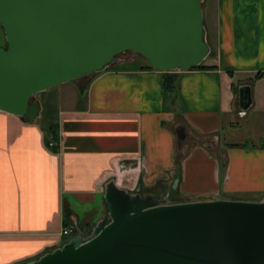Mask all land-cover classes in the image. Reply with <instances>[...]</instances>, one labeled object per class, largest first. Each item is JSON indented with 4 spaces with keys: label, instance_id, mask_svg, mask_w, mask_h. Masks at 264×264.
<instances>
[{
    "label": "crops",
    "instance_id": "crops-1",
    "mask_svg": "<svg viewBox=\"0 0 264 264\" xmlns=\"http://www.w3.org/2000/svg\"><path fill=\"white\" fill-rule=\"evenodd\" d=\"M205 28L215 69L170 72V92L160 71L114 68L35 94L32 122L0 112V264L60 247L63 228L91 230L110 179L161 198L264 197V144H222L238 88L250 87L251 108L264 80V0H216Z\"/></svg>",
    "mask_w": 264,
    "mask_h": 264
},
{
    "label": "water",
    "instance_id": "water-1",
    "mask_svg": "<svg viewBox=\"0 0 264 264\" xmlns=\"http://www.w3.org/2000/svg\"><path fill=\"white\" fill-rule=\"evenodd\" d=\"M204 0H0V112L32 122L33 96L104 72L130 52L162 73L196 69L210 46ZM251 105L238 88V107ZM177 145L185 141L175 130ZM104 214L88 236L24 264H264L259 201L134 193L104 184Z\"/></svg>",
    "mask_w": 264,
    "mask_h": 264
},
{
    "label": "rangeland",
    "instance_id": "rangeland-1",
    "mask_svg": "<svg viewBox=\"0 0 264 264\" xmlns=\"http://www.w3.org/2000/svg\"><path fill=\"white\" fill-rule=\"evenodd\" d=\"M215 3H216V0H204L202 2L204 26H205V20L207 19V17L208 19H212V20L214 19ZM123 62L125 64L120 65ZM209 63L210 61H208V59L206 58L202 64H209ZM146 64L147 62L141 56L130 53V52H125V53L120 54L118 56V61L112 66H110L107 70L114 69V68L137 69L139 65H146ZM222 81L224 82V85L226 87V84H225L226 80L223 79ZM257 84L258 85L255 87V91L257 93L255 94V104L247 110L248 115L243 117V114H246V113L242 112L237 107L235 108V111L231 116L232 125L229 124L227 121L224 122V126H223L224 130L222 132L223 134L222 144H226L227 146H230V145L259 146L261 143L264 144V80L259 81ZM220 164L222 166L225 164V157L220 156ZM132 183L134 184V181L131 180L130 178L126 176L123 178V185L128 186L130 184V186H133ZM133 187L131 189V193H134V191H132L134 189ZM153 198L161 199L160 196H153ZM167 199L171 203H181V202L190 201L186 198L185 199H180V198L170 199L167 197ZM90 232H91L90 229L82 228V229L76 230L75 235L83 234L84 236H88ZM67 239L69 240L71 238H67Z\"/></svg>",
    "mask_w": 264,
    "mask_h": 264
},
{
    "label": "trees",
    "instance_id": "trees-1",
    "mask_svg": "<svg viewBox=\"0 0 264 264\" xmlns=\"http://www.w3.org/2000/svg\"><path fill=\"white\" fill-rule=\"evenodd\" d=\"M139 70H143V69H150V70H154L153 68H151L148 64L146 65H139L138 66ZM208 69H215L214 66H205L204 64L199 65L196 69L194 70H208ZM260 74H256L255 77L259 78ZM161 78H162V89L166 92H170L173 90V80L171 77V73H161ZM51 132L52 134L55 135V127L51 128ZM244 145H230L228 147L232 148V147H243Z\"/></svg>",
    "mask_w": 264,
    "mask_h": 264
},
{
    "label": "built area",
    "instance_id": "built-area-1",
    "mask_svg": "<svg viewBox=\"0 0 264 264\" xmlns=\"http://www.w3.org/2000/svg\"><path fill=\"white\" fill-rule=\"evenodd\" d=\"M61 236L65 238H72L73 236H75L73 232V228L72 227L63 228L61 231Z\"/></svg>",
    "mask_w": 264,
    "mask_h": 264
}]
</instances>
